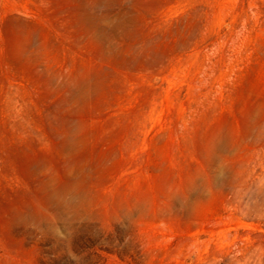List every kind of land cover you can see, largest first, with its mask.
Segmentation results:
<instances>
[{
    "label": "rangeland",
    "instance_id": "rangeland-1",
    "mask_svg": "<svg viewBox=\"0 0 264 264\" xmlns=\"http://www.w3.org/2000/svg\"><path fill=\"white\" fill-rule=\"evenodd\" d=\"M0 264H264V0H0Z\"/></svg>",
    "mask_w": 264,
    "mask_h": 264
}]
</instances>
